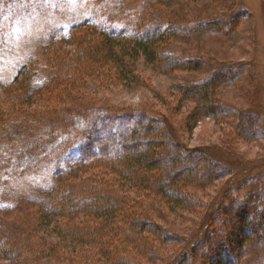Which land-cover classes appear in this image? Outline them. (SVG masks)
<instances>
[{"label":"rangeland","instance_id":"obj_1","mask_svg":"<svg viewBox=\"0 0 264 264\" xmlns=\"http://www.w3.org/2000/svg\"><path fill=\"white\" fill-rule=\"evenodd\" d=\"M90 22L119 42L155 39L156 60L91 64L84 43L100 30L73 29ZM97 110L170 122L172 139L156 151L171 149L173 171L195 173L169 184L184 199L110 165L67 179L84 143L73 113ZM67 183L76 199L98 191L122 205L109 219L80 215L76 226L91 231L58 249L69 224L54 202ZM252 192L264 198V0H0V264H202L184 256V240L216 238L227 225L214 206ZM93 235L103 250L79 241Z\"/></svg>","mask_w":264,"mask_h":264},{"label":"trees","instance_id":"obj_2","mask_svg":"<svg viewBox=\"0 0 264 264\" xmlns=\"http://www.w3.org/2000/svg\"><path fill=\"white\" fill-rule=\"evenodd\" d=\"M81 26L99 29L101 32L102 38L96 42L84 43L87 46L85 53L91 64L97 66L101 64L112 65V62L119 69L126 66L124 62L128 57H132L136 61L143 55L148 61L154 62L156 60L154 48L156 40L151 37L133 38L129 41L119 42L115 32L104 25L90 22L75 26L73 29ZM208 92L209 88H205V95ZM73 115L79 121L78 124H75L76 132L84 137V143L80 150V160L74 167H69L64 172L68 177L67 179L76 177L77 172H84L87 175L89 170H84L85 166L94 164L96 168H101L110 165L114 171L123 175L122 179H131L132 176L137 181L139 180L138 182L144 183L147 188H155L164 198L170 196V199L175 201L184 199V195L172 191L169 184L175 185L182 179L191 178L195 173L185 168L173 171L175 165L173 161L176 162V160L171 149H164L162 152L156 151L163 146V141L172 139L173 131L169 121L152 118L145 114L134 113L128 116L120 113L111 114L106 110L75 111ZM140 139L145 141L140 143L138 142ZM176 147L173 140L170 148ZM183 150L187 157L199 155V153L210 156L209 153L202 152L200 147L194 149L185 147ZM165 160H167L166 163ZM190 172L191 174H189ZM63 187L68 189L64 192H69L64 196V200L55 201L54 206L56 212L66 219L69 227L62 230L65 235L61 238V242L57 243L58 249L69 248L67 243L65 244V236H71L72 239L74 237L82 238L84 237L81 234L82 231L88 233L91 231L89 226L81 223H79L80 228L76 226L80 215L83 217L91 216L92 219L95 217L101 220L109 219L108 216L113 217L114 212L120 210L119 205H122V202L115 200V198L105 197L98 191L92 198H79V200L74 196L73 190H70L75 187L74 183L64 184ZM59 193L61 194V192ZM224 202L225 204H223ZM214 207L221 208L226 217H224V224L227 226L223 231L221 230V234H218L216 238L209 237V234H203L200 238L188 237L185 239L183 244L184 256L199 257L203 255L204 259L208 260L204 261L203 259L202 264H264V198L257 192L250 193L242 201L223 196L221 202ZM133 220L131 219L129 222V226L131 225L129 232L137 233L138 230L134 228L138 221ZM81 222L84 223V221ZM142 225L146 224L142 223ZM102 227L97 225L93 229L97 238L101 236ZM168 233L171 236L178 235L176 231L171 229ZM94 235L88 236V238L85 236L88 242H86L87 240L79 241L85 244L91 243L100 249L104 248L105 244L96 241ZM202 248L210 252H204ZM207 253L210 255L213 253V256L208 255V258ZM57 264L65 263L58 262ZM71 264L74 263L71 262Z\"/></svg>","mask_w":264,"mask_h":264}]
</instances>
